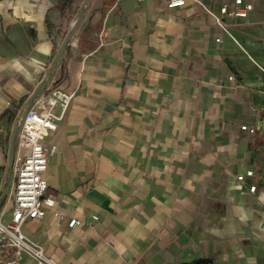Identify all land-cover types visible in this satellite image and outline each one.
Here are the masks:
<instances>
[{"label":"crops","instance_id":"obj_1","mask_svg":"<svg viewBox=\"0 0 264 264\" xmlns=\"http://www.w3.org/2000/svg\"><path fill=\"white\" fill-rule=\"evenodd\" d=\"M84 1L0 0V197L18 111ZM233 1L85 4L52 73L73 96L41 141L54 205L22 229L55 264H264V0L225 30L203 9Z\"/></svg>","mask_w":264,"mask_h":264},{"label":"built area","instance_id":"obj_2","mask_svg":"<svg viewBox=\"0 0 264 264\" xmlns=\"http://www.w3.org/2000/svg\"><path fill=\"white\" fill-rule=\"evenodd\" d=\"M185 0H168L167 7L170 9L181 7ZM81 7L80 10H84ZM209 14L217 27L225 30L224 18H246L252 9L249 3L242 0H234L231 6L222 5L217 12L208 7H203ZM219 41V38L216 39ZM59 78L52 74L46 81L45 89L39 96L28 97L25 103L27 109L25 115L23 111H18L17 126L18 131L13 138V148L15 149L11 187L12 189L2 195L0 200L6 202L11 200L12 207L10 217L7 221L0 220V264H13V261L3 260V251L11 249L15 260L22 256L30 257L35 264H55L49 259L43 247L30 241L22 232L24 224L31 219H38L44 215L43 206L52 207L54 199L46 196V185L42 179L43 173L48 166V155L52 154L55 146L51 145L48 151L42 140L56 130L59 121L62 120L68 108L73 94L67 93L57 85ZM241 130L254 132V126L242 125ZM252 171L238 175L237 181H241L244 176H252ZM256 187H249V192L254 193ZM60 221H64V215L55 213ZM97 220L94 216L92 221ZM79 221L70 219L66 222L67 228H73ZM195 264H214L211 260L201 261Z\"/></svg>","mask_w":264,"mask_h":264},{"label":"water","instance_id":"obj_3","mask_svg":"<svg viewBox=\"0 0 264 264\" xmlns=\"http://www.w3.org/2000/svg\"><path fill=\"white\" fill-rule=\"evenodd\" d=\"M83 16V12H79L78 13V16H77V19L74 23V25L72 26L71 30L67 33V35L65 36L61 46L59 47L58 51H57V54L55 55V58L53 59L52 63H51V66H50V69L47 73V76H46V79L44 81H42L37 87L36 89L33 91V94H32V98L33 97H36V96H39L40 93L45 89L46 87V81L47 79L52 75V73L54 72L63 52H64V49L67 45V43L69 42V40L71 39L72 35L74 34L75 30H76V27L80 21V19L82 18ZM27 109H25L24 111V115L26 113ZM18 131V126L16 127L15 131H14V135H16ZM12 165H13V156H12V151L10 153V157H9V167H8V178H7V183H6V186L4 188V190L2 191V195L6 194V192L8 191L9 187H10V183H11V177H12Z\"/></svg>","mask_w":264,"mask_h":264},{"label":"trees","instance_id":"obj_4","mask_svg":"<svg viewBox=\"0 0 264 264\" xmlns=\"http://www.w3.org/2000/svg\"><path fill=\"white\" fill-rule=\"evenodd\" d=\"M89 0H85L84 1V6H85V4L88 2ZM79 12H83L82 10H80Z\"/></svg>","mask_w":264,"mask_h":264}]
</instances>
